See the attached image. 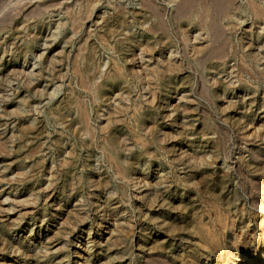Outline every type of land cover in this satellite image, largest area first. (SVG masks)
<instances>
[{"label": "rangeland", "instance_id": "obj_1", "mask_svg": "<svg viewBox=\"0 0 264 264\" xmlns=\"http://www.w3.org/2000/svg\"><path fill=\"white\" fill-rule=\"evenodd\" d=\"M59 1L61 7L36 16L27 14V8L11 31L0 33V142H6L9 157L17 155V126L43 125L39 140L26 143L38 151L34 157L16 165L11 159L0 162V228L5 230L0 234V264L178 263L196 247V225L211 227L219 217L233 222L223 231L225 241L219 236L222 243L235 242L241 250L229 248L221 257L202 251L196 261L264 264L259 256L264 215L257 217L252 206L255 199L264 204V191L257 194L251 184L257 181L264 188V171L254 173L250 155L251 149H261L254 135L264 138V119L245 122L261 106L263 88L231 75L242 54L251 56L254 69L264 71V43L256 40L263 35L261 26L244 12H234L231 22L240 25L231 33L235 52L222 63H200L193 48L206 34L198 13L190 12L177 24L161 11L157 18H134L140 0ZM155 1L167 12L178 2ZM235 1L243 7L249 1L264 6V0ZM119 10L126 12L125 24L105 34L104 21ZM158 18L166 30L159 42L147 35ZM176 33L184 35L185 44ZM124 39L126 44L119 47L125 51L116 57L115 48ZM20 46L24 48L16 58ZM112 59L118 60L126 80L122 87L107 86L105 95L95 98L80 82L96 88ZM74 61L80 76L73 70ZM166 61L181 64V71L161 81L151 94L146 73ZM76 99L96 132L94 144L89 136L76 133L81 126ZM56 109L61 113L55 117ZM121 109L125 120L112 135L118 136L116 152L124 176L107 164L98 146L108 113ZM240 115L245 116L239 124L246 126L243 132L238 129ZM70 146L77 164L67 180L57 174L60 162L69 159ZM40 160V172L18 186L23 178L19 173L28 176ZM185 204L195 208L188 210ZM161 241L169 247L160 250Z\"/></svg>", "mask_w": 264, "mask_h": 264}, {"label": "bare ground", "instance_id": "obj_2", "mask_svg": "<svg viewBox=\"0 0 264 264\" xmlns=\"http://www.w3.org/2000/svg\"><path fill=\"white\" fill-rule=\"evenodd\" d=\"M139 2H141V7H140L141 10L139 12L134 13V18H135V16L138 18L144 17V16H146V14H149L152 17H156V15H158V13L160 14V11H161V13L163 15H168L169 16L168 18H170L174 23L176 22L177 24H181L183 22V20L185 19V17L190 12L193 11L195 13H198L199 16H197V17H199V19L201 21V26L204 27L205 34H206V39H204L203 43H201L197 47L193 48V56H195V58L194 57L193 58L195 61H198L200 63H205V62L206 63L207 62H209V63L210 62L211 63H217V62L222 63V62H225V60L229 56V53L235 52L234 51L235 46L232 44V41H231V33L234 32L236 30V27L238 28L240 25L239 24H233V22H231L232 21V15L233 14L235 15L234 12H244L247 16L252 17V23L254 21V22H257V25L261 26V30L263 31V35H261L259 33L256 37V40L264 43V6H262L259 3H256L255 1H249L245 4V7H243L241 5H236L235 0H178V2L175 3L176 4L175 7H173V9L171 11L168 10V12L164 6H163V8L158 7L155 0H140ZM33 3H35V4H33ZM62 5H63V3L60 2L59 0H50V2H44V0H37L36 2H33V0H0V33H5L8 30L11 31L12 26L15 23V20L20 15H22L23 12L27 8L29 9V12L27 14L35 15V14L40 13L42 10H47L48 8L56 7V6L61 7ZM86 7H87V9H91L93 6L88 2L86 4ZM67 8H69V6ZM125 15H126V12L119 10L115 15L106 19L104 21V24L102 27L104 29L103 32L105 34L108 33V35L114 34L116 32V29L119 26H121V24H125ZM196 19H198V18H196ZM163 24H164L163 20H161V18H158L157 22L155 24L150 25L148 27L147 35L149 34V35L153 36L152 38L157 39L156 40L157 42L162 41L166 36V30H165V27ZM176 34H177V37L179 39H181L183 41V43L185 44L184 35L181 36V34H180V36H179V33H176ZM246 35H248V34H246ZM132 37L133 36H131L130 38L132 39ZM125 40H127V39L120 40V42L118 41L119 43L117 44V46L115 48L116 49L115 54L117 55L116 57L123 55L125 49H124V47L122 49L119 46H121V47L124 46L126 44ZM129 43H130V41H129ZM169 46H170V44H169ZM185 46H184V48H182V50L185 49ZM23 48H24V46L23 47L20 46V47L16 48V50H17L16 58H18V56H20V50H22ZM185 55H186V52L183 53V56H185ZM250 57H251L250 55H244V54L240 55L238 60L236 59L237 64H235L234 67H232L231 75L235 74V77H237L239 81L240 80L242 81V79L244 77H246L249 80V82H251L252 84H254V85L260 84L259 86H262V88H263L262 94H264V71H257L256 69H254L253 65H252L253 62H252V59H250ZM88 58H90V56H88ZM77 65H78L77 61H74L73 70L77 74V76H80L79 75L80 72L77 68ZM180 65L177 63L171 62V61H166L162 65L158 66L157 68L149 69L146 73L147 80H148V81L147 80L146 81L148 82L147 83L148 88L149 89L152 88L151 94H152V90L156 89L159 86L161 81L162 82H164L166 80L168 81V77L172 73L181 71ZM202 65H204V64H202ZM124 75L125 74H124L122 68L120 67V65L118 63V60L112 59L110 61V65L108 66L106 72L103 74V76H101V83L98 84L97 86H95L96 88H94V89L91 88L90 86H88L89 83L87 84V82H85V81L80 82V83H82L81 88L83 87L88 93L94 94L95 98H99V97L101 98L105 95L107 86H108V90H109V88H112V87L121 86V83H124L126 80ZM78 79H80V77ZM32 84H30V85H32ZM33 87H35V85H33ZM120 90H123V89H120ZM110 91H111V89H110ZM255 91H257V90H255ZM151 97H153V95H151ZM73 99H75V98H73ZM153 99H154V97L152 98V101H153ZM261 100H262V104H261V106H259V108H261V107L264 108V97L261 98ZM69 101H70V99H69ZM73 101L74 100H72V102ZM72 102H71V104H72ZM257 102H259V101H257ZM74 103H75V105H77L80 108L79 110L77 109L78 110V120L77 121L80 122L81 126H79V129L77 130L76 133L77 134L79 133V134L85 135V136H89L88 139L91 140L93 143L94 139H96V132H95L93 126L91 125L89 118L87 117L86 111H84V109L81 107L79 100L76 99ZM259 108L255 109L254 112L251 113L250 116H246V118H245V116L240 115L239 119H237L239 131L242 130V132H243L244 128L246 127V126L242 127L241 125H239L241 120H243L244 118H245V122L247 121V125L248 124L250 125L251 121H253V120H251L252 117L258 118L259 116H262L264 119V109L261 111V109H259ZM135 110H136V108H135ZM60 113H61V111L57 110V109L53 112V114H55V117H56V115H60ZM125 113L126 112L123 109L112 110L110 113H108V116L106 118L107 119L106 120L107 126L104 128V130L102 132L103 135L100 133L101 136L98 137V139H99V141H98L99 145L98 146L100 147V150L101 149L103 150V152H104L103 154H105L104 158H106V159H104V160H106L107 164L116 172V174H121L123 176L126 174V170L121 168L119 161H118V154L116 152L118 138H116L117 135L116 136L112 135V133L114 130L119 128V126H121L120 124H122L124 122ZM243 123H244V121H243ZM259 129L260 128H258V130ZM42 130H43L42 121H38L32 127H30V126H23V127L17 126L16 131L19 132V134H18L19 136H17L18 137V143H16L14 145V152L17 155L14 156V154H12L11 157H9L10 154H9V151L7 150L8 147L6 145V142H4V141L0 142V152H5V154L0 153V162L2 163L8 159H11L13 161L12 164L16 165V164H20L22 159L34 157L38 151H36V149H31L29 146H27L26 143L29 141L33 142V141L39 140V137L41 135ZM253 130L256 133L255 127ZM253 130H251V132ZM79 134H78V136H79ZM104 134H106V135L108 134V136L105 137ZM251 135H252V133H251ZM254 137L257 140L259 139V142L261 141L259 146H258L261 149L259 151H254L251 149V153H250L251 162L256 163V165L253 168H254V173L257 174L258 172H260V170L264 171V138L261 137L262 139H260L259 138L260 136H258V135H254ZM257 140L253 139L251 141V143L255 145L256 144L255 142ZM58 142L57 143L55 142V143L59 147L61 142H59V143ZM86 143H87V141H86ZM92 143H90V144H92ZM86 145H88V144H86ZM86 145H84V146L86 147ZM61 146H62V143H61ZM70 147H71V149L68 152L69 159L61 161L59 164V169H58L59 172L57 171L58 172L57 175H60L64 179H67V180L69 177H71V174L75 168V163H76L75 161L71 160L72 156L74 154V148L72 146H70ZM87 148H89V147H87ZM219 151H220V146H219V144L218 145L216 144L215 153L218 154ZM136 160H138V159H136ZM41 161L42 160L34 163L35 165H33V167L30 168L28 176H25V174L18 172L21 176L23 175V178H21L20 180H18L16 182L18 186L19 185H26V183L28 182L27 177H29V176L34 177V176H36V174H38L40 172L39 170H41L40 167L42 166ZM236 169H237L238 174L242 173L241 172L242 170H240V168H236ZM0 172H2V170H0ZM7 183L8 182H5V184H7ZM251 184L254 188V191L257 194H259V192L261 193V191H264L263 190L264 188L262 187L263 184L261 185L257 181H254ZM1 185H3V184H1ZM255 201H256V203L255 204L253 203L252 206L254 207L255 210H257L256 216L259 217V215L260 216L262 214L264 215V204H261V202H259L256 199H255ZM252 202H254V201H252ZM185 206L188 210H193L195 208L194 204L193 205L192 204H185ZM232 207H234L233 214H236L237 208L235 206H232ZM236 215H234V218ZM173 222H174V220H173ZM184 222L185 221H181L180 223H184ZM165 224L166 223L164 222L163 225H165ZM168 225L169 224L167 223V226ZM232 225H233L232 221L228 222L226 219L220 218V217L216 220L215 223L210 225L211 227H206V226H208V223H207V225L199 223L195 227V233L197 236L199 235V238L197 237L198 242H197V244L195 243V245H192V246H196V247H192L189 250V252L184 253V255L182 253L183 257L180 259L181 262L176 263V262H172V261L170 262V261H164L163 260V261H154L151 264H199L198 261H196V260H197L198 256L200 257V252H202V251H204L203 253H206L207 255H210L211 253H213L217 257H221L223 254V251L224 250L228 251L229 248L230 249L234 248V250L239 251V250H241L242 246H238L237 244H235V242L229 243L230 245L227 246V244L224 242L222 243V241H221L222 239H220L222 237L223 231L225 229H228ZM167 226L165 225V227H167ZM170 228H171V225H170ZM177 228H175V229H177ZM4 231L5 230H1V228H0V234H2ZM219 236H221V237L219 238ZM224 239H225V234H223V240ZM159 243H160L159 245H162L160 247V250H163V249H166L167 247H169V246H167L168 243L163 244L164 243L163 241H161ZM222 245L224 247H222ZM253 248L254 247L252 246V249ZM197 253L199 255H197ZM259 256H261V258L264 259V249L262 252L259 253ZM155 258H156V256H155Z\"/></svg>", "mask_w": 264, "mask_h": 264}]
</instances>
